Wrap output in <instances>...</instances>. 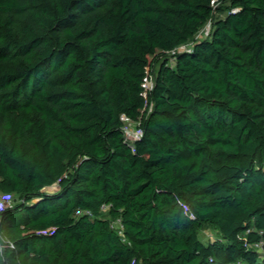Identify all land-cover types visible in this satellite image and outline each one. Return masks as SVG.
<instances>
[{"label": "trees", "instance_id": "trees-1", "mask_svg": "<svg viewBox=\"0 0 264 264\" xmlns=\"http://www.w3.org/2000/svg\"><path fill=\"white\" fill-rule=\"evenodd\" d=\"M8 196L0 264H264V0H0Z\"/></svg>", "mask_w": 264, "mask_h": 264}, {"label": "rangeland", "instance_id": "rangeland-1", "mask_svg": "<svg viewBox=\"0 0 264 264\" xmlns=\"http://www.w3.org/2000/svg\"><path fill=\"white\" fill-rule=\"evenodd\" d=\"M211 31V26L209 24H207L195 37V41H200L204 38H207L210 34ZM194 45L193 42H190L187 45H183L180 46L179 48H177L174 52L169 53L166 58H163V60H160L158 62V64L156 65V70L159 68V65H161V63L164 60H167L169 62L170 65H175L176 62V58L175 55L178 53H182L184 51L189 50L192 46ZM132 128H135V125L132 126ZM59 190V187L57 184L50 186L48 188H45L43 190V192L45 193H55ZM18 200V198L16 196H8V197H3L0 198V210L10 207L12 205H14L16 203V201ZM114 225L117 228H120V222L118 220L114 221ZM199 239L203 242V243H209L212 241H219L222 239V236L220 235L219 231L214 228L213 226H206L204 227L201 231H199Z\"/></svg>", "mask_w": 264, "mask_h": 264}, {"label": "built area", "instance_id": "built-area-1", "mask_svg": "<svg viewBox=\"0 0 264 264\" xmlns=\"http://www.w3.org/2000/svg\"><path fill=\"white\" fill-rule=\"evenodd\" d=\"M209 25L211 26V24L209 23ZM154 86V81L151 77H146L144 79V83H143V87L145 88V93H144V96L147 97V91L151 90ZM122 120L124 122V134H125V140L133 145L137 140H139L142 135H143V132L141 130V128L139 127V124L136 123V122H133L131 119H129L128 117L126 116H123L122 117ZM135 125V128H132V126ZM109 210V206H102V211H108ZM81 214V212H78V215ZM119 221V220H118ZM120 222V221H119ZM113 226L119 230V233L120 234H123V225L121 224L120 222V228H117L115 225H114V222H113ZM256 248L259 249V252L264 254V248H263V245L262 244H257L256 245ZM233 264H246L242 261H238V262H235Z\"/></svg>", "mask_w": 264, "mask_h": 264}]
</instances>
